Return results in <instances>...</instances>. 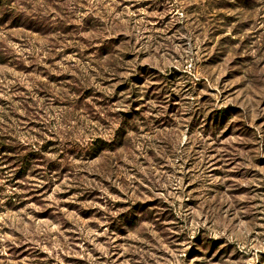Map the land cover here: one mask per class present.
Segmentation results:
<instances>
[{
    "label": "rangeland",
    "instance_id": "rangeland-1",
    "mask_svg": "<svg viewBox=\"0 0 264 264\" xmlns=\"http://www.w3.org/2000/svg\"><path fill=\"white\" fill-rule=\"evenodd\" d=\"M1 114L0 264H264V0H0Z\"/></svg>",
    "mask_w": 264,
    "mask_h": 264
},
{
    "label": "trees",
    "instance_id": "trees-1",
    "mask_svg": "<svg viewBox=\"0 0 264 264\" xmlns=\"http://www.w3.org/2000/svg\"><path fill=\"white\" fill-rule=\"evenodd\" d=\"M4 109L8 111V105ZM0 119H4L3 114L0 115ZM9 141L8 136L0 132V172L6 171L8 173L6 180H15L26 175L30 167L38 164L39 154L35 152L36 150L23 152L24 150L20 146L12 144ZM0 199L4 198L0 197ZM7 199L10 200L11 196ZM4 206V203L0 202V209Z\"/></svg>",
    "mask_w": 264,
    "mask_h": 264
}]
</instances>
